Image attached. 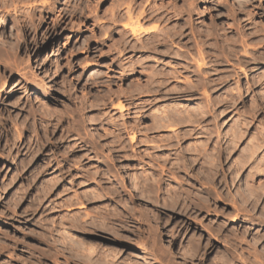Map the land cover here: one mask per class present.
I'll use <instances>...</instances> for the list:
<instances>
[{
  "label": "rangeland",
  "instance_id": "374dc122",
  "mask_svg": "<svg viewBox=\"0 0 264 264\" xmlns=\"http://www.w3.org/2000/svg\"><path fill=\"white\" fill-rule=\"evenodd\" d=\"M219 261L264 264V0H0V264Z\"/></svg>",
  "mask_w": 264,
  "mask_h": 264
},
{
  "label": "bare ground",
  "instance_id": "6f19581e",
  "mask_svg": "<svg viewBox=\"0 0 264 264\" xmlns=\"http://www.w3.org/2000/svg\"><path fill=\"white\" fill-rule=\"evenodd\" d=\"M130 29H131V31L133 32V33H136V31H137V29L136 28H133L132 26L130 27ZM173 40H174V38L171 36L169 39L168 38H165L164 39V41H163V46H167V43L168 42H170V43H173ZM162 43V42H161ZM160 43V44H161ZM174 74H170V76L169 77H171V76H173ZM190 92V91H189ZM197 92H198V90H197ZM56 93H57V89L55 88V86L54 85H51L50 86V88H49V90H47L46 92H44L43 94H42V97H43V99L44 100H48V99H52V98H54L55 97V95H56ZM37 97V96H36ZM35 97V98H36ZM191 131V130H190ZM190 133H192V131L190 132ZM186 134H189L188 132L186 133ZM191 135V134H190ZM235 135H237V134H235ZM234 137V136H233ZM237 137V136H236ZM235 137V138H236ZM256 149V148H255ZM199 151H201V150H199ZM254 151V150H253ZM200 153V152H199ZM202 153H203V151H202ZM204 154V153H203ZM220 246L225 250V249H228L229 248V244L227 243V242H221V244H220ZM66 249H68V248H66ZM222 255V254H221ZM231 256V255H230ZM233 257V256H232ZM222 260H224V258L222 259ZM221 260V261H222ZM215 262H216V260H215ZM219 263H221L220 261H219ZM217 264V263H216ZM222 264V263H221Z\"/></svg>",
  "mask_w": 264,
  "mask_h": 264
}]
</instances>
